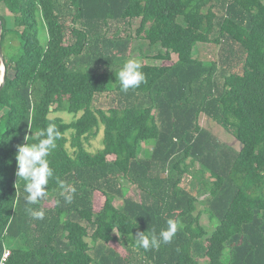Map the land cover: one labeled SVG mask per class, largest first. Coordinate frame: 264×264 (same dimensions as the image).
<instances>
[{"label": "trees", "instance_id": "trees-1", "mask_svg": "<svg viewBox=\"0 0 264 264\" xmlns=\"http://www.w3.org/2000/svg\"><path fill=\"white\" fill-rule=\"evenodd\" d=\"M134 19L163 49L154 58L177 59L141 62L145 82L123 92L120 27ZM0 22V263L7 252L4 264H264V0H0ZM206 43L220 47L216 60L194 55ZM102 95L107 109L95 105ZM60 112L73 120L51 115ZM203 113L241 143L237 154L201 125ZM49 124L61 137L48 157L54 176L46 197L26 204L17 145ZM56 178L75 188L71 203ZM192 178L218 221L211 235ZM169 218L170 243L138 246L137 233H159Z\"/></svg>", "mask_w": 264, "mask_h": 264}, {"label": "clouds", "instance_id": "clouds-1", "mask_svg": "<svg viewBox=\"0 0 264 264\" xmlns=\"http://www.w3.org/2000/svg\"><path fill=\"white\" fill-rule=\"evenodd\" d=\"M142 67L143 65L139 60L129 58L123 63L119 71L115 72L121 91L127 92L129 89L139 88L145 82ZM29 137H34L36 142L30 143ZM60 138L58 129L49 124L46 129H41L34 135H26L25 142L17 145L16 160L18 167L16 175L19 179L22 178L25 181L23 190L26 193L24 197L26 204H38L40 200L46 197L49 180L54 176L48 157L56 148V141ZM56 179L63 189L61 195L64 197L65 202L71 203L75 188L66 186L59 178ZM29 214L33 219L40 220L44 219L45 216L43 210L29 209ZM177 230V222L169 218L166 221V227L162 228L159 233L155 229H153L150 236L145 235V232H139L135 239L138 246L144 250L158 249L161 244L170 243Z\"/></svg>", "mask_w": 264, "mask_h": 264}, {"label": "rangeland", "instance_id": "rangeland-1", "mask_svg": "<svg viewBox=\"0 0 264 264\" xmlns=\"http://www.w3.org/2000/svg\"><path fill=\"white\" fill-rule=\"evenodd\" d=\"M7 15L12 16L9 11H7ZM140 19H134L131 24L125 23L122 27H120V34L124 37L126 41V45L120 49L121 57L117 60L118 65H123V63L129 58H136L140 62L146 61L151 64H170L173 60L177 59V55H173L172 61H162L159 59L154 58L160 51H163L161 46L159 45H151L148 40L143 38L142 36L137 35V28L139 26ZM116 26L113 27V30ZM42 37L46 32L41 27ZM16 43L17 41L14 40ZM7 51V49H5ZM220 51V47H217L212 44H198L194 49V55L196 57L201 58L206 62H210L212 60H216L218 58V54ZM2 67V65H1ZM2 74V69H1ZM95 105L99 108L107 109L110 104L106 100V95L97 96L95 99ZM52 116L59 115L63 117L66 121H72L74 118L73 114H69L67 112H60V113H53ZM201 125L210 131L213 136L219 141L222 148L225 151H228L232 154H237L241 149V143L237 141V139L229 132H227L220 124H218L215 120L211 119L206 114H202L201 116ZM103 139H104V132L103 126L101 127L100 133L98 136L91 140V144L89 145V149L92 152H96L99 148L103 146ZM152 144L150 142H145L143 145V152L141 156H146L149 152H151ZM189 186L193 187V190L199 195L200 202L198 203V211H201V222L206 227L209 235L214 231L216 228L218 221L216 219H211L207 212L204 211L205 204L203 200L207 197L206 194L207 190L202 188L201 183L196 179L192 178L191 184ZM129 194L137 195L136 189L129 185ZM54 204V199L49 197L45 201L46 206H52ZM115 204L119 206L121 204L120 200H116ZM112 245L116 246L123 254L126 250L120 246L119 243L113 242ZM201 264H208V260L206 258H200Z\"/></svg>", "mask_w": 264, "mask_h": 264}, {"label": "water", "instance_id": "water-1", "mask_svg": "<svg viewBox=\"0 0 264 264\" xmlns=\"http://www.w3.org/2000/svg\"><path fill=\"white\" fill-rule=\"evenodd\" d=\"M1 32H2V24L0 22V60L2 62V67L0 68V69H2L0 91L3 88L5 81H6V77H7L5 57H4V52H3V48H2V44H1Z\"/></svg>", "mask_w": 264, "mask_h": 264}, {"label": "built area", "instance_id": "built-area-1", "mask_svg": "<svg viewBox=\"0 0 264 264\" xmlns=\"http://www.w3.org/2000/svg\"><path fill=\"white\" fill-rule=\"evenodd\" d=\"M7 256H8V254H7V252H5L4 256H3V259H2L0 264H4V261L6 260Z\"/></svg>", "mask_w": 264, "mask_h": 264}]
</instances>
